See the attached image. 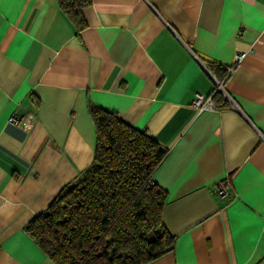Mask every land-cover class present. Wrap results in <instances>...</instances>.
<instances>
[{"label": "crops", "instance_id": "crops-1", "mask_svg": "<svg viewBox=\"0 0 264 264\" xmlns=\"http://www.w3.org/2000/svg\"><path fill=\"white\" fill-rule=\"evenodd\" d=\"M82 13L76 29L57 0H0V264H55L24 227L91 162L89 103L167 148L152 180L174 247L146 264H264V0ZM215 81L229 105L200 110Z\"/></svg>", "mask_w": 264, "mask_h": 264}, {"label": "trees", "instance_id": "trees-1", "mask_svg": "<svg viewBox=\"0 0 264 264\" xmlns=\"http://www.w3.org/2000/svg\"><path fill=\"white\" fill-rule=\"evenodd\" d=\"M57 2L76 29L85 26L82 9L91 0ZM211 99L218 108L229 105L220 91ZM88 112L91 162L25 231L55 264H146L174 247L162 217L166 191L152 180L167 148L113 112L90 103Z\"/></svg>", "mask_w": 264, "mask_h": 264}, {"label": "built area", "instance_id": "built-area-1", "mask_svg": "<svg viewBox=\"0 0 264 264\" xmlns=\"http://www.w3.org/2000/svg\"><path fill=\"white\" fill-rule=\"evenodd\" d=\"M243 53H238L235 55L234 58V62L233 65L237 64L240 59L242 58ZM222 90V83L215 81V87L213 89V92L216 91H221ZM211 95L209 96H205L201 93H198L195 97V99L193 100V104L195 106H197V108H199L200 110H204V109H218V107L213 103L212 99H211ZM11 121L13 122H18L19 119L18 118H11ZM216 194L221 197V198H225L228 195V181L226 179L224 180H219L216 184Z\"/></svg>", "mask_w": 264, "mask_h": 264}]
</instances>
